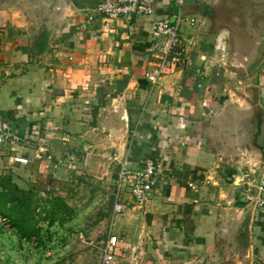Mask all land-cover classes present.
Masks as SVG:
<instances>
[{
  "label": "crops",
  "instance_id": "1",
  "mask_svg": "<svg viewBox=\"0 0 264 264\" xmlns=\"http://www.w3.org/2000/svg\"><path fill=\"white\" fill-rule=\"evenodd\" d=\"M71 1L81 13L63 18L51 32L36 27L24 0H0V123L30 144L0 147L1 155H9L2 168L14 172L12 181L23 190L42 179L46 190L69 180L88 188L87 194H113L116 159L126 158L133 169L154 160L169 180L146 206L127 201L122 214L110 211L91 230L105 226L97 245L103 246L109 230L119 237L112 264H138L144 235L159 264H244L237 250L243 243L250 246L247 264H264V212L251 209L242 236L251 189L233 162L245 153L242 171L264 175V159L246 146L240 128L259 114L255 143L264 150V57L245 62L264 32V0H183V14L196 20L181 29L185 59L153 87L144 76L157 65L150 51L153 18L108 21L95 15L87 31H77L102 0ZM164 3L155 2L157 18L175 12L172 2ZM43 34L47 43L37 53ZM14 155L28 164L12 163ZM204 177L216 185L187 186ZM63 227L69 239L79 231L72 264H100L101 250L95 258L89 252L96 240L74 224ZM46 244L43 261L49 263L48 238Z\"/></svg>",
  "mask_w": 264,
  "mask_h": 264
},
{
  "label": "built area",
  "instance_id": "2",
  "mask_svg": "<svg viewBox=\"0 0 264 264\" xmlns=\"http://www.w3.org/2000/svg\"><path fill=\"white\" fill-rule=\"evenodd\" d=\"M162 1L165 2L164 4L173 3L175 12L170 17H156V0H102L90 11L85 21L76 26V30L87 31L95 15H100L108 21L153 18L149 26L150 51L157 59V65L152 71L144 74L145 79L153 87L164 71L184 61L188 42L183 38L181 29L184 24L188 27L196 24L195 18L186 17L183 14V0ZM28 145H30L29 141L15 134L8 123H0V147H27ZM11 159L14 164H28V160L22 156L14 155ZM116 161L118 167L111 209L113 216L123 213L127 201L138 209L144 208L155 188L169 180V175L162 172L154 160H145L141 166L134 169L131 168L126 158L116 159ZM241 168L240 165L236 166V170L241 174L240 179L251 189L250 194L245 196L247 204H251L254 210L264 212V175L254 176V171H242ZM202 185L215 186L216 184L208 177L187 183L192 190H197ZM4 221V218L0 217V222ZM118 243L119 237L109 230L101 249L100 264L113 263Z\"/></svg>",
  "mask_w": 264,
  "mask_h": 264
},
{
  "label": "rangeland",
  "instance_id": "3",
  "mask_svg": "<svg viewBox=\"0 0 264 264\" xmlns=\"http://www.w3.org/2000/svg\"><path fill=\"white\" fill-rule=\"evenodd\" d=\"M88 140L89 141L87 144H90L89 146H91L93 141L91 140V138H89ZM6 157L8 158L9 155H1L0 153V175L10 174L16 177L14 175V172H10L9 170H7V168H2L3 165L1 164H3V158ZM18 181L19 182H17V184L19 183V185L23 186V182L20 180ZM41 181H45V179H42ZM58 183H51L49 193L60 195L65 198L66 202L72 209L70 219L64 222H55L52 226H50L51 229H49V225L46 224L45 221L41 220L39 216H36L39 222L38 225L41 226L40 228L42 231V239L39 238V240L41 241L36 245L34 244L35 242H21L17 233L9 226H7L6 222H1L0 264H72L75 254L77 255V250L79 249V247L74 245V239H76L75 234H78L79 231H73L70 239L69 236H64L62 234V231L64 229L63 225L67 226V223L74 224V226L77 227L78 230H83V232H86L87 236H91V238L95 239L96 241L94 242L93 246L89 247V252L90 255L92 254L94 258L99 255L102 244L97 245L96 242L97 240L100 241L103 238L102 236L104 233L101 234L100 231L103 229V227V230H105V226H103L101 230L96 234L91 230H94L98 227V223L101 217L106 216V218H108V215L111 214L110 211L113 198L112 194H107L110 190L104 189V191L100 194H87L88 188H86L85 186H81L80 184H77L75 186V182L73 181L70 182L68 180V186L64 182L60 183L63 185H60ZM62 186L63 188L67 189L66 191L64 190L66 194L59 193L62 191ZM41 198L43 199L44 197ZM39 212L40 210H38L37 214ZM47 237L51 243V254H53V258L49 263L47 262V260H45V262L43 261V255L46 250H48V244L44 246V242L47 241Z\"/></svg>",
  "mask_w": 264,
  "mask_h": 264
},
{
  "label": "trees",
  "instance_id": "4",
  "mask_svg": "<svg viewBox=\"0 0 264 264\" xmlns=\"http://www.w3.org/2000/svg\"><path fill=\"white\" fill-rule=\"evenodd\" d=\"M46 43L47 36L43 34L34 47L35 52H42ZM49 191L44 181H38L23 190L12 181V175H0V217L17 233L21 242L40 243L42 231L36 216L45 221L49 228L55 222H64L69 218L71 209L64 199ZM38 210L40 212L37 214Z\"/></svg>",
  "mask_w": 264,
  "mask_h": 264
},
{
  "label": "water",
  "instance_id": "5",
  "mask_svg": "<svg viewBox=\"0 0 264 264\" xmlns=\"http://www.w3.org/2000/svg\"><path fill=\"white\" fill-rule=\"evenodd\" d=\"M27 4V6L31 10V15L36 23V27L39 30H46V31H54L59 26V23L61 20L65 17H72L76 14H80L81 12L78 11L73 4L71 0H24ZM264 24V23H263ZM257 51L252 57V59L245 60V62L250 64L257 63L261 61L264 57V32H259L257 36ZM241 69V73H246L247 69H245L243 66L239 67ZM122 120L126 124V128L128 126V117L126 112L123 114ZM260 115L255 114L254 118L249 123H246L242 126L240 124L241 131H246L245 138H246V146L252 147V149L257 152L259 155V158L261 160L264 159V150L263 147L255 143V138L259 133V123H260ZM245 153H242L236 160L233 162L236 164H241L242 161H245L246 158ZM260 167H262V163H260ZM246 205L248 208H246V212L241 220L240 226H242V236H245L246 228L244 227L245 219L249 217L250 211L252 209L251 204H247V201L245 199ZM144 243L143 247L141 248L140 252L136 256V260L138 264H146V263H152V264H159L157 260V256L154 253L151 242L147 236L144 235L143 237ZM237 250L241 254V257L243 258L244 264H247L250 259V246L248 243L237 245Z\"/></svg>",
  "mask_w": 264,
  "mask_h": 264
}]
</instances>
